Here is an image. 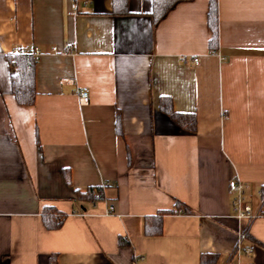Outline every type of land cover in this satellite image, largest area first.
I'll use <instances>...</instances> for the list:
<instances>
[{
  "label": "crops",
  "instance_id": "crops-1",
  "mask_svg": "<svg viewBox=\"0 0 264 264\" xmlns=\"http://www.w3.org/2000/svg\"><path fill=\"white\" fill-rule=\"evenodd\" d=\"M73 1L0 0V264H199L201 254L264 264V215L243 223L252 253L233 255L227 188L241 181L260 207L264 0H216L213 51L208 0L178 1L157 21L151 0H90L77 12ZM33 46L36 94L20 106L6 55ZM160 97L195 115L193 133L159 110ZM102 183L101 199H76ZM175 200L190 212L173 211ZM44 206L64 215L59 228L43 226ZM160 210H172L161 234L144 235V217Z\"/></svg>",
  "mask_w": 264,
  "mask_h": 264
},
{
  "label": "trees",
  "instance_id": "trees-1",
  "mask_svg": "<svg viewBox=\"0 0 264 264\" xmlns=\"http://www.w3.org/2000/svg\"><path fill=\"white\" fill-rule=\"evenodd\" d=\"M114 5L117 0H112ZM185 0H151V14L154 21H157L164 13L176 2ZM206 24L210 32L208 40V48L213 51L217 47V16H216V0H208ZM7 63L10 67L9 86L10 92L20 106L32 105L35 98V59L27 53H8L6 55ZM159 110L164 113L170 120L177 124L182 130L193 133L196 128L195 115L193 113H180L172 109L171 102L167 97H160L158 100ZM115 131L120 132L119 117H115ZM66 180L68 178L66 177ZM98 194V197H95ZM261 194L264 199V187L261 188ZM76 199L79 201H96L102 198L101 186H90L85 191H75ZM173 211L181 210L184 213L190 212L189 208L179 201H174ZM172 210H160L153 215L145 216L143 219L142 231L146 236H158L161 234V220L164 214H168ZM41 222L48 230H54L60 227L64 219V215L59 213L53 206H44L40 213ZM121 245L125 241L119 237L117 240ZM217 256L214 254H201L199 256V264H214ZM49 264H56L55 257L50 256Z\"/></svg>",
  "mask_w": 264,
  "mask_h": 264
},
{
  "label": "built area",
  "instance_id": "built-area-1",
  "mask_svg": "<svg viewBox=\"0 0 264 264\" xmlns=\"http://www.w3.org/2000/svg\"><path fill=\"white\" fill-rule=\"evenodd\" d=\"M91 4L90 0H80V1H73L70 3L69 7L73 12H77L78 8L80 10H84L87 8L88 5ZM50 51L52 53H56V48L53 46L50 48ZM65 51L67 53L73 52V46L71 43H65ZM12 53H18L23 52L30 54L34 59L41 54V50L33 46L30 49H19V48H13ZM183 57H180V60H182ZM189 63L191 65H196L198 63L197 57H192L189 60ZM76 95L79 98V100L83 103L88 101V90L84 87L78 89L76 91ZM107 183H102L100 186H105ZM228 192L231 196L230 199V209H231V216L237 221V233H236V242L235 247L233 250V255L238 256L239 253L242 251L245 254L250 255L253 251V248L251 246L243 247L242 243L245 239V226L243 223L248 224L253 219H255L258 216L264 215V199L261 194V191L259 193L260 197V207L256 210L250 207L248 203L245 200V185L238 181L235 178H232L227 183ZM98 194H95V197H98ZM112 205L108 204L107 212L112 211ZM175 212H180V210H177Z\"/></svg>",
  "mask_w": 264,
  "mask_h": 264
}]
</instances>
